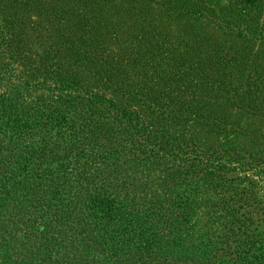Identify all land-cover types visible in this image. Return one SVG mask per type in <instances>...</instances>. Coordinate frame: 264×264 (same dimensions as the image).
I'll return each instance as SVG.
<instances>
[{
	"label": "trees",
	"instance_id": "trees-1",
	"mask_svg": "<svg viewBox=\"0 0 264 264\" xmlns=\"http://www.w3.org/2000/svg\"><path fill=\"white\" fill-rule=\"evenodd\" d=\"M0 264H264V0H0Z\"/></svg>",
	"mask_w": 264,
	"mask_h": 264
}]
</instances>
